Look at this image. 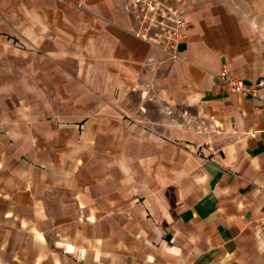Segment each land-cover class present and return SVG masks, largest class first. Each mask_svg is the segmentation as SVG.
Masks as SVG:
<instances>
[{
  "label": "crops",
  "instance_id": "crops-1",
  "mask_svg": "<svg viewBox=\"0 0 264 264\" xmlns=\"http://www.w3.org/2000/svg\"><path fill=\"white\" fill-rule=\"evenodd\" d=\"M163 1L0 0V264H264V0Z\"/></svg>",
  "mask_w": 264,
  "mask_h": 264
},
{
  "label": "built area",
  "instance_id": "built-area-1",
  "mask_svg": "<svg viewBox=\"0 0 264 264\" xmlns=\"http://www.w3.org/2000/svg\"><path fill=\"white\" fill-rule=\"evenodd\" d=\"M137 3L139 4V15L145 24L144 29L139 33L140 36L177 56L178 44L187 36L190 26L185 10L163 0H137ZM219 77L233 91L253 97L261 96L257 87H252L243 79L232 76L227 68L222 70Z\"/></svg>",
  "mask_w": 264,
  "mask_h": 264
}]
</instances>
